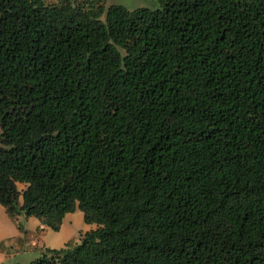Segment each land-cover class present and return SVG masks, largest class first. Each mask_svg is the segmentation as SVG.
<instances>
[{"label": "trees", "instance_id": "obj_1", "mask_svg": "<svg viewBox=\"0 0 264 264\" xmlns=\"http://www.w3.org/2000/svg\"><path fill=\"white\" fill-rule=\"evenodd\" d=\"M156 1L0 0V206L95 224L30 264H264V0Z\"/></svg>", "mask_w": 264, "mask_h": 264}, {"label": "rangeland", "instance_id": "obj_2", "mask_svg": "<svg viewBox=\"0 0 264 264\" xmlns=\"http://www.w3.org/2000/svg\"><path fill=\"white\" fill-rule=\"evenodd\" d=\"M103 4L104 7L109 4H120L128 10L158 7L156 0H103ZM22 186L17 184L18 189ZM94 227L93 223L83 222L78 208L64 214L59 229L52 231L33 216L25 217L22 213H17L14 217H9L0 206V264H30L43 252L46 253V248L57 249L65 244L72 246L79 243L81 237L79 233Z\"/></svg>", "mask_w": 264, "mask_h": 264}]
</instances>
